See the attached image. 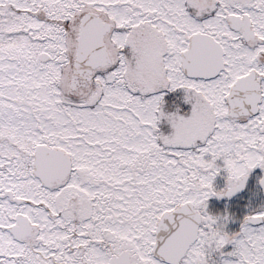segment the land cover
I'll return each instance as SVG.
<instances>
[{
	"label": "snow or ice",
	"instance_id": "obj_1",
	"mask_svg": "<svg viewBox=\"0 0 264 264\" xmlns=\"http://www.w3.org/2000/svg\"><path fill=\"white\" fill-rule=\"evenodd\" d=\"M0 264H264V0H0Z\"/></svg>",
	"mask_w": 264,
	"mask_h": 264
}]
</instances>
